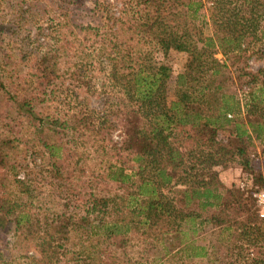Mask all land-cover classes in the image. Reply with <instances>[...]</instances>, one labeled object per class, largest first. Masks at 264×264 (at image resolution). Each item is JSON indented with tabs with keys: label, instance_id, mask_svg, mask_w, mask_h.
Here are the masks:
<instances>
[{
	"label": "trees",
	"instance_id": "1",
	"mask_svg": "<svg viewBox=\"0 0 264 264\" xmlns=\"http://www.w3.org/2000/svg\"><path fill=\"white\" fill-rule=\"evenodd\" d=\"M84 2L90 5L84 17L61 16L55 48L40 52L25 90L11 95L0 84L6 108L0 123L12 112V121H26L28 129L12 132L1 125L0 262L156 264L174 257L187 264V251L207 254L190 248L186 224L194 234L208 223L224 241L237 234V249L246 252L237 264H264V219L249 204L254 206L251 192L264 188V69L238 68L234 74L226 65L246 64L264 44V0ZM205 21L211 36L203 33ZM73 43L78 56L70 76L76 88L95 93V85L88 88L94 76L87 73L97 70L117 102L94 110L75 96L72 108L37 113L43 104L69 105L54 84L61 79L59 61ZM171 52L186 59L169 98ZM115 131L118 142L112 141ZM87 145L102 151L105 161L89 175ZM230 164L248 183L244 190L218 180L215 169ZM33 169L46 171L60 187L68 184L72 199L61 192L44 201L40 181L29 177ZM192 209L212 213L200 221ZM10 234L32 250L8 261Z\"/></svg>",
	"mask_w": 264,
	"mask_h": 264
},
{
	"label": "rangeland",
	"instance_id": "2",
	"mask_svg": "<svg viewBox=\"0 0 264 264\" xmlns=\"http://www.w3.org/2000/svg\"><path fill=\"white\" fill-rule=\"evenodd\" d=\"M84 1L85 0H78L76 5H73L64 3L61 0H0V84L2 85V89L4 88V91L14 95L17 94V92L25 90L23 88L29 83V75L34 72V65L40 52L49 48H52V50L55 48V43L59 36L57 34H59L60 31L59 24L61 22V16L63 14L71 13V16L74 18L78 15L84 17L86 14L85 9L90 6L89 3ZM200 14L204 17V20H206L205 12L201 11ZM88 21L89 19H84L85 23ZM203 33L205 36H211V28L206 21ZM93 48H96V45H93ZM259 48L260 49L253 50V53L247 59L246 64L242 63L231 66L233 61L227 60L226 65L229 66L230 72L235 74L234 69L238 68H242L247 72H257L259 69H264V44ZM76 55L78 56V50H76V45L73 43L70 49L67 47V50L64 51V55L59 61L60 65H58V67L61 79H58L54 84V89L58 92L57 94L61 95V97L65 96L68 100L67 104L69 105L64 104L65 106L63 107L61 101L56 103V107L55 103L49 105L43 104L39 107L42 108V110L36 108L37 113L42 111L43 114L47 112L54 114V110H67L71 106L73 107V98L75 96L78 97L80 101L82 100L89 109L94 110L104 109L103 104L105 102H110L113 106L117 102V99H114L116 92L109 88L107 81L99 72H97V70H92L87 73V76H94L91 78V82L89 81L91 84L88 88L95 85V93H88L85 92V89L79 90L76 88L77 83L75 82V79L70 76L75 70L74 66L77 62ZM155 56L157 58L160 57L159 54H156ZM215 57L219 60L222 59L220 55H216ZM185 59V55L174 52L169 53L167 57V63L172 69L171 78L167 84L169 98H172L174 80L185 62ZM2 89H0V91ZM234 91L235 90L230 89V92ZM237 95L241 98V94L237 93ZM2 101L3 99L0 95V115L6 111L5 105ZM4 116L5 115L3 114L2 118ZM14 117L15 116L12 112L11 116L4 117L2 123H0V130H2V124H8V128H12V132H18L20 129L24 130V127H26V130L28 131L27 122H21L19 123L21 125L17 126L18 120L12 121ZM114 121L116 124L119 122L118 119H115ZM32 123L36 124L37 122L34 121ZM118 135L119 131L113 133V142H118ZM66 136V140L70 142L68 148L73 149L74 145L73 139L70 137L71 135L69 134ZM25 138L26 137L22 139L23 144L26 142ZM218 139L223 140L224 136L219 133ZM253 143L257 152L260 153L261 147L259 142L254 141ZM87 146L83 158L84 170L86 171V175H89L91 170L96 171L103 167L105 161L102 159V151L97 152V150L94 152L93 148H89L90 145ZM258 160H260L259 157ZM215 170L218 174V180L227 188H238L240 182L248 186V183L244 182V179H242L243 174L236 164H230L226 168H216ZM29 174V177L32 180L40 181V194L43 196L44 201L48 202L52 197L59 196V193L61 192L65 194L68 200L72 199V189L69 188L70 186L67 184L64 187H60L62 182L52 180L46 171L43 170L41 173H35V170L33 169ZM249 204L252 207L250 210L251 213L255 215L256 211L253 204L250 201ZM192 210H194L192 212L199 215L197 209ZM211 213L212 211L208 210L205 213L200 214L199 220H204L205 217H208ZM189 225L190 224H186L185 228L187 237L189 238L187 243L190 244V248H204L207 256L194 257V251L189 250L186 252V255L191 256V259L187 261V264H237L238 262H242V258L246 257V252L237 249V247L241 246V242H237V239H234L235 235H237L236 233H234V242L233 239L231 242H228L229 240L224 241L222 238L223 236L217 234L218 230L208 223L204 224L194 234L189 230ZM16 239V235H7L6 243L11 257L9 259L5 255L4 256L8 261L14 259L13 256L16 258H22L25 252H30L32 250L31 243L21 242L19 244ZM133 251H136V249H133ZM153 252L154 250L151 251V253ZM171 252V254L174 253L172 248ZM248 253L250 254V252ZM181 257L185 259V255L182 254ZM0 264L5 263L1 261ZM156 264L180 263L177 262L176 258L168 257L163 261H158Z\"/></svg>",
	"mask_w": 264,
	"mask_h": 264
},
{
	"label": "built area",
	"instance_id": "3",
	"mask_svg": "<svg viewBox=\"0 0 264 264\" xmlns=\"http://www.w3.org/2000/svg\"><path fill=\"white\" fill-rule=\"evenodd\" d=\"M246 187L247 185L242 182L238 185L239 190H244ZM251 198L254 201L257 217L259 219H264V188L252 191Z\"/></svg>",
	"mask_w": 264,
	"mask_h": 264
}]
</instances>
